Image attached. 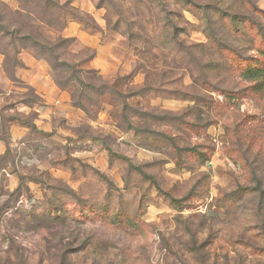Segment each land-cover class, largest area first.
<instances>
[{"label":"clouds","instance_id":"9594fccd","mask_svg":"<svg viewBox=\"0 0 264 264\" xmlns=\"http://www.w3.org/2000/svg\"><path fill=\"white\" fill-rule=\"evenodd\" d=\"M0 264H264V0H0Z\"/></svg>","mask_w":264,"mask_h":264}]
</instances>
